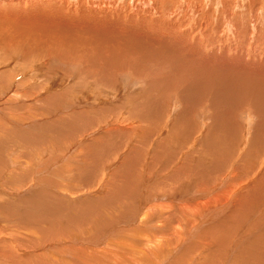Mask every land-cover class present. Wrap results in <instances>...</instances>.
<instances>
[{"label":"bare ground","instance_id":"6f19581e","mask_svg":"<svg viewBox=\"0 0 264 264\" xmlns=\"http://www.w3.org/2000/svg\"><path fill=\"white\" fill-rule=\"evenodd\" d=\"M179 2L172 3L170 9L174 17V20L171 19L173 21L150 18L153 24L149 25L147 16L138 19L130 13L131 11L127 16L114 14L112 10L119 5L113 0L0 1V113L13 110L12 104L14 102L16 104L18 100H27V104H38L39 101L40 104V106L30 104L24 107L20 105L31 112L28 113L30 115L28 118L24 116L28 111H19L20 113L16 111L22 117V121L11 115V118L8 116L4 120L0 119L2 124L0 144L7 128L13 133L17 126L25 125L27 128L29 124L32 127V122L38 114L54 116L65 112L66 117L77 122L73 124V130H76L78 135L82 134L81 139L74 142V148L81 143L86 144L91 138L93 141L98 136L96 141L101 144L102 151H94L95 162L89 160L88 153V163L84 156L77 154L87 163L86 171L82 172L83 183L79 180L80 185L74 186L75 183L66 185L70 182L68 181L58 190L57 184L54 187L53 182L48 184L46 178H39L43 173L35 168L37 158L36 161L33 159L28 163L24 160L25 165L20 167L22 162L17 164L20 159L15 161L11 158L12 155L10 156V153L0 146V160L3 164V169L0 168V187L5 189L0 191V194H6L10 199L17 197L19 189L24 185L23 192L26 190L34 192L33 195L37 196V200L34 196L30 201L32 203L37 201L35 205L40 208L38 218L33 216L38 222L28 228L22 225L23 238L13 235L5 242L6 231L10 229L5 230L4 227L2 231L0 230V236L3 238L0 240V248L2 244L10 243L9 246L16 248L17 251L13 253L11 249L9 252V247L3 251L4 246H2L0 259L4 262L9 264H264V212L262 213L264 209V54H256L253 43L251 44L254 47L253 51L247 44L253 36H250L245 44L248 51L241 45L243 42L239 43L240 45H235L233 42L220 43L222 33L219 32L224 28L227 32L231 23H227L226 27L217 23L214 27V22L203 17V14L198 19L197 17L193 19L188 14L187 17L185 16L187 11L199 12L200 4L197 3L195 7L193 4L191 6V0H179ZM235 2L237 3V0ZM244 2L243 0L242 3ZM108 3L109 11L97 8ZM141 3L155 9L154 0H143ZM128 5L131 7V3ZM180 10L186 12L184 18L180 17ZM178 19L181 21H177ZM123 24H126V29H123ZM149 26L152 29H148ZM235 29L239 32L237 24ZM254 33L253 31L252 34ZM159 36L184 43L185 48L195 52L192 54L198 57L196 59L201 58V60L194 66L193 63H189L190 61L187 62L188 55L182 49L189 54L191 52L181 45V49L174 48L182 53L181 57L161 59V62L164 60L169 63L166 66L171 68L172 74L164 77L156 72L153 73L152 67L148 64L151 63L152 57L156 56L158 60L160 59L159 55L153 54V51L156 52L155 46L150 53L152 57L148 56L150 51L147 47L151 41L159 43L155 40L156 38L162 40ZM131 37L133 40L129 39ZM223 39L227 38L223 37ZM207 44L211 48L209 52L206 51ZM163 48L161 51H165ZM175 55L178 54L175 52ZM128 72L132 73L136 80L144 81L147 85L144 83L142 86L146 88L142 91H134L132 82L128 85L121 82V74ZM6 74L10 76L8 80H5ZM72 75L77 81L69 84ZM187 81L188 84H184ZM183 84L186 86L184 92L177 90L176 93L180 96H185L183 93H186V96L179 97V100L174 98L181 107L179 113L174 116L176 102L171 96L173 89L178 85L181 89ZM90 86L93 88H89ZM130 92L131 94L124 96L125 93ZM218 93L221 95H217ZM41 102L45 105L42 106ZM226 109H231L230 112L233 114H227ZM249 110L258 121L254 128L252 126L253 137L251 141L249 140L250 143L248 141V148L242 149L245 136L248 137L249 125L247 118L243 124L237 119L241 112ZM195 113L198 114L195 116ZM205 120L210 122L206 126ZM55 122L63 123V116L59 115ZM16 131L17 129L15 134L25 133L24 129L23 132ZM164 133L168 135L160 138L158 147L154 149L155 138ZM194 134H198L199 137ZM203 135L204 137L200 138ZM32 138L34 141V137ZM46 139L44 137V140ZM172 139L183 142L181 145L186 143L183 146L179 145L178 148L182 147L181 151L170 152L164 147L166 141ZM41 141L40 145L41 143L45 145V142ZM136 141L138 143L132 147ZM196 141L203 144L204 148L203 150L199 148L202 152L199 151L197 156L192 150L188 152L193 145L195 150ZM123 146H128L130 150L127 155L125 154L126 156L124 155L126 158L123 156L125 160L117 165L125 151L122 149ZM46 147L48 146L44 148ZM57 149H59L58 145ZM27 150L29 151V148ZM208 150L212 151L211 154L207 153ZM66 151L68 152V149ZM84 151L82 150L81 153ZM107 151L109 154L111 152V157L117 154L115 159L112 161L109 160L110 158L107 159L110 156L108 153L105 156ZM84 153L86 156V152ZM24 154L23 157L27 155ZM32 156L35 158L36 155L34 156L33 153ZM19 164L20 170L15 169ZM188 165L192 172L186 170ZM115 166L117 171L113 169ZM54 168L56 171V167ZM66 169L69 170L65 168L64 172ZM74 169L76 168L71 171ZM98 169L101 170V176L97 178ZM88 172L91 175L87 177ZM195 173L198 181L193 184L191 177ZM66 175L69 176L67 173ZM57 178L53 177V179ZM153 181L156 182L147 189L146 186ZM231 181H234L235 185L231 186ZM217 182L220 183L216 184ZM7 186L14 189L9 190ZM182 186L185 187L181 189ZM198 187L201 192H198ZM52 202L58 204L66 202L70 203L69 205L74 203L79 209L75 207L78 209L77 213L66 215L68 217L66 223L59 224L52 221L51 227H47L42 217L48 209L42 210V208ZM4 204L5 202L0 203V207ZM128 204L129 206L134 204L136 209L131 211L125 209ZM260 212L261 216H259ZM52 216L54 217V214ZM19 218L22 220V216ZM101 222L105 223L102 224L105 228L102 227L100 239L92 240L90 235H85V231L92 232L94 225ZM18 239L22 243L17 244ZM3 261L0 264H4Z\"/></svg>","mask_w":264,"mask_h":264},{"label":"rangeland","instance_id":"374dc122","mask_svg":"<svg viewBox=\"0 0 264 264\" xmlns=\"http://www.w3.org/2000/svg\"><path fill=\"white\" fill-rule=\"evenodd\" d=\"M0 1H5V0H0ZM113 1H115V2H118L117 3V5H119V9L118 8H116L117 9V11H119V12H117L116 11V9L115 10H112V12L114 13V14H124V15H126L127 16V13H129L130 11V13H132V14H134L135 16H137V18L138 19H142L143 17H149L148 19H146L147 21H148V24L149 25H152L153 24V22L150 20V18H152V19H156V18H161V19H164V21H168L169 19V21H173L174 20V17H173V14H172V12H171V8H172V3H178L179 2V0H175V2L173 1V0H161L162 2H160V0L158 1V0H154L155 1V9L151 6V7H146V5H144V4H142L141 2L143 1V0H113ZM120 1V2H119ZM132 1V2H131ZM173 1V2H172ZM236 0H191V6H192V4H193V6L195 5V7H196V5H197V3L198 4H200V6H199V8H198V11L199 12H196L195 11V13H194V11H191V12H189L188 13V11H187V13L185 12V11H183V10H180L179 11V15H180V17L181 18H184L185 16H187V14L191 17V18H193V19H196V17H197V19L198 18H200V17H202V14L204 15L203 17H205L206 19H211V21H213L212 23L214 24V27H216L217 26V23H219L218 25H222V26H224V27H226V25H227V23H231L230 25V29L229 30H227V32L225 31L226 30V28H224V30L223 31H221V32H219V34H221L222 33V35L220 36V43H225V42H227V43H230V42H233L235 45L237 44H239V43H242L243 42V44H241L244 48H245V44H246V42H247V40L250 38V36H253L252 38L254 39H252V38H250L249 39V41H248V43L247 44H249L250 45V48L252 49V48H254V49H252V51L254 50L255 52H256V54H264L263 52H264V0H244L245 2L244 3H242L243 2V0H237V3L235 2ZM169 2L171 3V4H169ZM129 3H131V7L128 5ZM180 3V2H179ZM136 5L135 7H134V5ZM164 4V5H163ZM236 4V5H235ZM168 5H170V6H168ZM243 5V6H242ZM249 5V6H248ZM263 6V7H261V6ZM123 6V7H122ZM145 6V7H144ZM161 6V7H160ZM164 6V7H163ZM202 6V7H201ZM225 6V7H224ZM237 6V7H236ZM129 7V8H128ZM236 7V8H235ZM253 7H254V9H253ZM259 7H261V8H259ZM97 8H99V9H102V8H104L105 10H107V11H109V3L108 4H106V5H99V6H97ZM123 8V9H122ZM131 8H133V9H131ZM149 8V9H148ZM162 8V9H161ZM241 8V9H240ZM242 8H244V9H242ZM152 9V10H151ZM154 9V10H153ZM161 9V10H160ZM201 9V10H200ZM228 9V10H227ZM122 10H124V12L122 11ZM126 10V11H125ZM259 10V11H258ZM262 10V11H261ZM158 11V12H157ZM159 11H160V13H159ZM228 11V12H227ZM151 12H152V14H151ZM169 12H171L170 13V18H169ZM157 13V14H156ZM185 13H186V15H185ZM227 13H229V14H227ZM166 16L165 18H164V15ZM167 14V15H166ZM233 14V15H232ZM261 14V15H260ZM161 17H160V16ZM185 15V16H184ZM208 15V16H207ZM215 15V16H214ZM140 16V17H139ZM157 16V17H156ZM159 16V17H158ZM168 16V17H167ZM184 16V17H183ZM227 16H229V17H227ZM238 16V17H237ZM258 18H257V17ZM146 17V18H147ZM173 17V18H172ZM188 17V16H187ZM262 17V18H261ZM171 19H173V20H171ZM228 19H230V20H228ZM256 19V20H255ZM180 19H178L177 21H179ZM258 20V21H257ZM181 21V20H180ZM221 21V22H220ZM152 23V24H151ZM244 23V24H243ZM261 23V24H260ZM235 24H237V26H238V28H239V32H236V29H235ZM239 24V25H238ZM251 24H252V26H251ZM254 24H256V25H254ZM259 25V26H258ZM123 29L125 28L126 29V24H123ZM241 27V28H240ZM251 27V28H250ZM254 27V28H253ZM244 29V30H240V29ZM148 29H152L151 28V26H149L148 27ZM253 29V30H252ZM229 31H231V32H229ZM248 31V32H247ZM253 31L255 32L254 34H252L253 33ZM226 32V33H225ZM225 34V35H224ZM256 34V35H255ZM228 35V36H227ZM146 36V35H145ZM224 38H227L226 40L225 39H223V37ZM257 38H256V37ZM153 37V36H152ZM160 37V36H159ZM245 37H248V38H245ZM259 37V38H258ZM162 40H158L157 38L155 39L156 41H158L159 43H156V42H154V41H151L149 44V46L147 47L148 48V50L150 51L149 52V55L148 56H151V54L150 53H152V50L156 47V49L158 48V47H161L160 49H158V50H156L155 49V51L156 52H154L153 51V54L154 53H156V54H154V56L155 55H159L158 57H159V59L160 60H158V58H156V56L155 57H150L151 58V63H149L148 65H149V67H152V70L154 71L153 73H158V74H161V75H164V77L165 76H168V75H171L172 74V71H171V68L170 67H167L168 66V64L169 63H166L164 60H163V62H161V59H168L169 57H177V58H179V57H181V55H182V53L181 52H178V51H176L175 49H181V47L183 46V48H185V45H184V43H182L181 44V42H179L178 40H172V39H167V38H163V37H160ZM159 38V39H160ZM241 38H243V39H241ZM130 40L132 39V37L131 38H129ZM258 39V40H257ZM133 40V39H132ZM168 40H169V42H168ZM188 40H189V38H188ZM234 40V41H233ZM162 41V42H161ZM237 41V42H236ZM245 41V42H244ZM168 42V43H167ZM211 42H212V40H211ZM255 42V43H254ZM259 42V43H258ZM161 43H163L162 45H163V47L165 46V45H167V46H165L164 48L161 46ZM171 43H174V44H171ZM176 43V44H175ZM180 43V44H179ZM253 43V45L252 46H254V47H252L251 46V44ZM160 44V45H159ZM177 44L180 46H177ZM255 44V45H254ZM158 45V46H157ZM175 45L177 46V47H175ZM182 45V46H181ZM240 45V44H239ZM153 46H155V47H153ZM247 46V45H246ZM167 47V48H166ZM162 48L163 49H165V51L163 50V51H161L162 50ZM173 48V49H172ZM175 48V49H174ZM207 48L208 49H206V51L207 52H209L210 51V49L211 48H209V46H208V44H207ZM186 50H188L187 48H185ZM247 51H248V49H247V47L245 48ZM173 50H175V51H173ZM184 52H185V54L186 55H188V56H186V58L188 57V59H186V61L188 62V61H190L189 63H193L192 65L194 66V64L195 65H197L198 63H199V60H201V58H199V59H196V58H198V57H196V55H194V54H192V53H195V52H191L190 50H188L189 52H191L190 54L188 53V52H186L184 49H182ZM257 50V51H256ZM159 51H161V52H159ZM230 51H232V50H229V52ZM261 51V52H260ZM175 52H176V54H178V55H175L174 56V54H175ZM259 52V53H258ZM165 53V54H164ZM174 53V54H173ZM203 53L204 54H206L204 51H203ZM203 53H198V54H203ZM179 54H180V56H179ZM165 55H166V57H165ZM172 55V56H171ZM189 57H191V58H189ZM157 59V61H156V59ZM264 58V57H263ZM155 59V60H154ZM209 62H212L213 60H208ZM156 62V63H155ZM161 62V63H160ZM157 63H160V64H157ZM166 63V64H165ZM197 63V64H196ZM163 64V65H162ZM14 65V64H13ZM167 65V66H166ZM156 66H157V68H156ZM166 68H165V67ZM10 67H12V66H10ZM10 67H7V69H9ZM164 71H163V70ZM166 69H168V71L166 70ZM6 76V78H5V80H8V78L10 77L9 76V74H6L5 75ZM4 76V77H5ZM9 76V77H8ZM133 74L132 73H130V72H128L127 74H125V73H123V75L121 74V82H123L125 85H128V84H130L131 82V84H134V87L135 88H133L134 89V91H142L144 88H146L145 86H142V84H144L145 82L143 81V82H141V80L140 79H138V80H136L135 79V77L133 76ZM150 76H152V77H155L154 75H150ZM132 77V78H131ZM149 78H151V77H149ZM74 79V80H73ZM131 79H132V81H131ZM75 81H77V79H75V76L74 75H72L71 77H70V79H69V84L71 83V84H74V82ZM263 81V80H262ZM134 82V83H133ZM137 82V83H136ZM136 83V84H135ZM262 83V82H261ZM184 84H188V81L187 82H185ZM183 84V86H185ZM144 85H147L146 83L144 84ZM138 86H140V88L138 87ZM141 86H142V89H141ZM182 86V85H181ZM181 87V89L179 88L180 87V85H178V87H175L174 89L176 90H174L173 89V95L171 96V98H172V100L173 101H175L174 100V98H178V100H179V97L181 98V97H185L186 96V93H183L185 96H180L178 93H176V92H178V91H180V90H182L183 92H184V89L186 88V86L185 87ZM89 88H93L92 86H90ZM176 88H178V89H176ZM229 88V87H228ZM138 89V90H137ZM141 89V90H140ZM230 89V88H229ZM178 90V91H177ZM231 90V89H230ZM232 92H233V90H231ZM175 92V93H174ZM223 93V92H222ZM129 94H131V92L130 93H125V95L124 96H128ZM175 94V95H174ZM177 94V95H176ZM217 95H221L220 93H218ZM225 95V94H224ZM219 96H217V97H219ZM21 102V103H20ZM22 102H24L23 104H22ZM38 102V104H36V103H29V104H27L28 102H27V100H18L17 101V103L15 104V102L12 104V105H9L10 107H13V110L11 109V110H7L6 112H2V113H0V119L1 120H4L5 118H7L8 116L11 118V116L12 117H15V118H18V120H20V121H22V117L20 116V114L18 115V113H20L21 111H28V110H25L23 107L24 106H27V105H30V104H32L31 106H33L34 104H36L37 106H40V104H39V101H37ZM176 102V101H175ZM20 103V104H19ZM178 103V104H177ZM20 105H22V106H20ZM41 105L42 106H44L45 105V103L44 102H41ZM15 106H16V108H15ZM175 109L177 110H175V114H174V116H176L179 112V110H180V106H179V102H176L175 103ZM19 107V108H18ZM179 107V108H178ZM22 108V109H21ZM18 109H20V110H18ZM227 111V114H233V113H231L230 112V110L229 109H226ZM16 111L18 112V113H16ZM20 111V112H19ZM202 111V110H201ZM11 112V113H10ZM177 112V113H176ZM251 112V113H250ZM10 113V114H9ZM15 113V114H14ZM31 114V112H27L24 116L25 117H30V115L29 114ZM131 113H132V111H131ZM242 113V112H241ZM240 113V116H239V118L237 119V120H239V122L240 123H242L243 124V122L244 121H247V119H248V137L247 136H245V139H244V143L242 144V146H243V148L242 147H240V148H242V149H246V148H248V145H249V143H250V141H251V138L253 137V131H254V127H255V123L258 121V119L256 118V116L252 113V111H244L242 114ZM248 113V114H247ZM3 114V115H2ZM9 114V115H8ZM66 113L65 112H61L60 114H57V115H54V116H49V115H41V114H38V115H36L35 117V121H33L32 122V127L31 126H29V124H27L28 126H27V128L25 127V125L24 126H17V127H15L16 129H17V131L16 132H23V129H24V131H25V133H16L15 134V130H13V133L12 132H9V130H8V128H7V130L4 132V138L2 139L3 141H2V144H0V146H2V149L3 150H5V151H8L9 153H10V156H11V158L12 159H14L15 161L16 160H19L20 159V161H17V164L18 163H21V166H20V164L15 168V169H17V168H19V169H17V170H20V167H22V165H25V164H23V162L25 163V161H27V163H28V161H30V162H32V160L33 159H35V161L38 159H40L39 161L40 162H42V163H40V162H38V160L36 161V165H35V168H37L38 170H41V174H39V176L41 175V177H39V178H46L47 180L46 181H49L48 182V184H50V183H52L53 182V186L54 187H56L57 185H58V187H56L58 190H59V188H61V187H64L65 185V183L66 182H68V181H70V182H68L66 185H70V183H72V184H74V186L75 185H80L81 183L79 182V180L83 183V179H84V174L82 173V172H84V171H86V166H85V164H87L88 163V157L90 158L89 160L92 162H95V153H94V151L95 150H97V151H100V152H102L101 151V149H100V146H101V144L100 143H98V141H96L97 139H98V136L96 137V138H94V140L92 141V138L88 141V142H86V144L85 143H81V144H79L78 145V143L76 144V145H78V146H76V148H74V142L75 141H77V139H81V137H82V134L81 135H78V133H77V131L76 130H73V124H77V122L75 121V120H73L72 121V118H68V117H66V115H65ZM196 114H198V113H195V116H196ZM199 114H203V113H199ZM11 115V116H10ZM59 115L61 116H63V123H61V122H55V120L59 117ZM6 116V117H5ZM23 116V119L25 118ZM47 116H49V117H47ZM244 116H246V117H244ZM249 116V117H248ZM20 117V118H19ZM238 117V116H237ZM242 117V118H241ZM9 118V119H10ZM54 120H52V119ZM244 118V119H243ZM247 118V119H246ZM38 119V120H37ZM48 119V120H47ZM51 119V120H50ZM241 119V120H240ZM47 120V121H46ZM26 121H28L27 119H26ZM209 121V120H208ZM207 120H205V126L206 125H208L210 122H208ZM242 121V122H241ZM40 122V123H39ZM46 122V123H45ZM74 122H76V123H74ZM250 123V124H249ZM35 124V125H34ZM40 124H41V126H40ZM45 124V125H44ZM252 124V125H251ZM2 124L0 123V126H1ZM60 125H61V127H60ZM34 126V127H33ZM53 126H54V128H53ZM252 126H253V128H252ZM21 127H22V129H21ZM46 127V128H45ZM51 127V128H50ZM57 129H56V128ZM60 127V128H59ZM26 129V130H25ZM38 129V130H37ZM39 129H40V131H39ZM42 129V130H41ZM56 129V130H55ZM22 130V131H21ZM32 130V131H31ZM67 131V133H66V131ZM63 131V132H62ZM32 132H35L34 134L32 133ZM38 132H42V133H38ZM49 132H51V133H49ZM58 132H59V134H58ZM205 132H206V129H205V131H204V135H205ZM12 133V134H11ZM30 133H31V136H29L30 135ZM72 133H74L73 135H72ZM19 134V135H18ZM21 134V135H20ZM6 135H8V136H6ZM25 135V136H24ZM33 135V136H32ZM37 135V136H36ZM40 137H39V136ZM43 135H46V136H43ZM48 135V136H47ZM61 135V136H60ZM70 135V136H69ZM73 137H72V136ZM105 135V134H104ZM104 135H100V136H104ZM167 136L168 135V133H164L162 136L160 135V136H157L156 138H155V143H154V146H153V148L155 149V148H157L158 147V145H159V141H160V138L162 139L163 137H165V136ZM195 136H197L198 134H194ZM193 135V136H194ZM204 135L203 136H200V138H202V137H204ZM14 136V137H13ZM16 136V137H15ZM43 138H42V137ZM58 136V137H57ZM59 136L61 137V138H59ZM25 137V138H24ZM32 137H34V141H33V138ZM44 137H45V139L47 140H44ZM65 137H66V139H65ZM199 136H197V138H198ZM1 138V137H0ZM6 138V139H5ZM16 138H17V140H16ZM39 138V139H38ZM41 138V139H40ZM51 138V139H50ZM73 138V139H72ZM158 138V139H157ZM36 139H37V141L39 140V142H37L36 141ZM58 139V140H57ZM79 139V140H80ZM15 140V141H14ZM28 140V141H27ZM40 140H42L41 142H45V145H44V143H41V145H40ZM49 140H50V142H49ZM53 140V141H52ZM59 140H61L60 142H59ZM66 140H70L69 142L68 141H66ZM172 140H173V142H172ZM172 140H169V141H166V143L164 144V147L165 148H167L170 152H176V150L177 151H181L182 150V147H180V148H178L179 147V145H181V143H183V142H180V141H178L177 139H172ZM250 140V141H249ZM7 141V142H6ZM9 141V142H8ZM25 141V142H24ZM57 142L58 144H56L55 142ZM67 143H66V142ZM158 141V142H157ZM171 141V142H170ZM245 141H247V142H245ZM248 141H249V143H248ZM20 142V143H19ZM29 142H30V144H29ZM32 142H34L33 144H32ZM50 144L51 146H49L48 144ZM72 144H71V143ZM95 144H94V143ZM169 142V143H168ZM178 142V143H177ZM180 142V143H179ZM9 143V144H8ZM39 143V144H38ZM52 143V144H51ZM66 143V144H65ZM68 143H70V144H68ZM94 145H93V144ZM136 143H138L137 141L132 145V147H134L135 146V144ZM157 143H158V145H157ZM60 144V145H59ZM63 144V145H62ZM68 144V145H67ZM88 144V145H87ZM184 144H186V143H184ZM183 144V145H184ZM196 146H195V150H194V145L192 146L193 148H190L189 150H188V152H194L195 154H196V156H197V154H198V152L200 151V149L201 150H203L204 148H203V144H200V143H197V141H196ZM7 145V146H6ZM9 145H10V147H9ZM42 145H43V147H42ZM57 145H58V148L59 149H57ZM61 145H62V147H61ZM69 145H71V146H73V148L70 150V148H71V146L69 147ZM82 145V146H81ZM91 145V146H90ZM96 145V146H95ZM98 145V146H97ZM167 145V146H166ZM183 145H181V146H183ZM30 146V147H29ZM33 146V147H32ZM38 147V148H36V147ZM45 146H48V147H46V148H44ZM53 146H54V148H53ZM56 146V147H55ZM60 146V147H59ZM5 147V148H4ZM16 149H15V148ZM26 147V148H25ZM51 147V148H50ZM93 147V148H92ZM97 147H99V148H97ZM125 147H127V148H125ZM175 147V148H174ZM29 148V151H30V153H29V151L27 150ZM40 148V149H39ZM42 148V149H41ZM43 148H44V150L46 151V152H42V151H44L43 150ZM63 148V149H62ZM78 148H80V150L78 149ZM85 148V149H84ZM95 148V149H94ZM104 148H105V146H104ZM104 148H103V150H104ZM200 148V149H199ZM9 149L11 150V149H13V151L11 150V151H9ZM34 149H36V150H34ZM53 149H55V150H53ZM57 149V150H56ZM61 149V150H60ZM68 149V152L66 151V150ZM116 149V148H115ZM122 149H125V151H124V153L122 154V158H123V160H122V158H119V160H118V162H117V165L118 164H120V163H122L124 160H125V156L128 154V150H130L129 148H128V146H123L122 147ZM180 149V150H179ZM38 150V151H37ZM69 150H70V152H69ZM82 150L84 151V150H86V151H84V152H86V156H85V153L83 154V153H81L82 152ZM88 150V151H87ZM93 150V151H92ZM190 150H192V151H190ZM32 151H33V153H34V156H35V158L32 156ZM36 151V152H35ZM74 151V152H73ZM80 151V152H79ZM92 151V152H91ZM196 151V152H195ZM11 152H13V153H11ZM24 152H26V154H24ZM41 152V153H40ZM65 152V153H64ZM91 152V153H90ZM109 151H107L106 152V155L105 156H107V153H108ZM200 152H202V151H200ZM211 152L212 151H210L209 152V150L207 151V153H209V154H211ZM241 152H243L242 150H241ZM14 153H16V154H14ZM39 153V154H38ZM90 155H89V154ZM104 153V152H103ZM23 154L24 155H26V156H24L23 157ZM37 154H38V156H37ZM64 154V155H63ZM74 154H78V155H81V156H84L83 158H85L86 159V161H87V163H86V161L83 159V158H81V156H76V155H74ZM89 156H88V155ZM126 154V155H125ZM14 155V156H13ZM22 155V156H21ZM94 155V156H93ZM110 155V156H109ZM117 155V154H116ZM115 155V156H116ZM125 155V156H124ZM18 157V159H17V157ZM46 156V157H45ZM61 156V157H60ZM64 156V157H63ZM88 156V157H87ZM92 156H93V158H92ZM108 156L109 157H107V159H109V160H113V159H115V156H112L111 157V152H110V154L108 153ZM125 158H124V157ZM26 157V158H25ZM27 157H29V158H27ZM45 157V158H44ZM52 157V158H51ZM76 157V158H75ZM78 157H79V159H78ZM95 157V158H94ZM240 157V156H239ZM238 157V158H239ZM37 158V159H36ZM53 158H54V160H53ZM55 158H56V160H55ZM77 160H75V159ZM93 160H92V159ZM104 158V157H103ZM102 158V159H103ZM4 159L6 160V158L4 157L3 158V161H4ZM28 159V160H27ZM31 159V160H30ZM60 159V160H59ZM62 159V160H61ZM95 159V160H94ZM22 160V161H21ZM25 160V161H24ZM83 161V162H82ZM89 161V162H90ZM0 164H2V161L0 160ZM5 162V161H4ZM34 162V161H33ZM51 162V163H50ZM58 162H59V164H58ZM85 162V163H84ZM38 163H40L39 165H38ZM53 163V165H51ZM65 163H66V165H65ZM77 163H79L80 164V166H78L79 164H77ZM41 164H43V165H41ZM46 164V165H45ZM50 166H49V165ZM71 164H74V166H72ZM40 165L42 166V169H41V167H40ZM47 165H48V167H47ZM55 165V166H54ZM59 165V166H58ZM83 165V166H82ZM3 164L2 165H0V168H2L3 169ZM20 166V167H19ZM40 167V168H38V167ZM44 166H45V168H44ZM57 166H58V168H57ZM60 166H62V168L60 167ZM66 166H68V167H66ZM69 166H72V167H69ZM54 167H56V171L54 170L55 168ZM60 167V168H59ZM54 168V169H53ZM65 168H69V170L71 171L73 168H76V169H74L73 171H69L68 169H66V172H64V170H65ZM80 169V171H79V169ZM113 168V167H112ZM53 169V170H52ZM82 169H84L83 171H81ZM114 171H117L118 169H117V166H115L114 168ZM44 170H46V171H44ZM49 170V171H48ZM186 170H190V168H189V165L187 166V168H186ZM47 171H48V173H47ZM52 171H55V172H52ZM60 171V172H59ZM68 171V172H67ZM191 171V170H190ZM52 172V173H51ZM70 172V173H69ZM80 172V173H79ZM192 172V171H191ZM47 175H46V174ZM56 173V174H55ZM58 173V174H57ZM65 173V174H64ZM66 173L69 175L68 177H67V175H66ZM73 173H75V174H73ZM99 173V174H98ZM100 173H101V170H99L98 169V171H97V174H96V177L98 178V177H100L101 175H100ZM45 174V175H44ZM62 174V175H61ZM71 174V175H70ZM82 174V175H81ZM28 175H29V177H30V174L28 173ZM57 175V176H56ZM64 175H66V176H64ZM78 175V176H77ZM88 175H91V174H89V172L86 174V176L88 177ZM100 175V176H99ZM194 175V176H193ZM192 176L193 177H191V181L193 182V184L194 183H197V181H198V178H197V173H195V174H193ZM43 176V177H42ZM46 176H49L48 178L46 177ZM51 176H53L54 178H57V179H53V177H51ZM61 176H62V178H61ZM72 176V177H71ZM81 176V177H80ZM94 176V175H93ZM196 176V177H195ZM226 175H224V177H225ZM67 177V178H66ZM51 180H50V179ZM61 180H60V179ZM65 179V180H64ZM68 179H71V180H68ZM53 180V181H52ZM57 180V183L55 182ZM194 180V181H193ZM51 181V182H50ZM61 181V182H60ZM64 181V183H62ZM79 182V183H77V182ZM235 181V180H234ZM234 181H231L230 183H231V186H233V185H235L234 183ZM55 182V183H54ZM156 182V181H155ZM154 181L152 182V183H150L148 186H146V188L148 189L149 187H151V184L153 185L154 183H155ZM220 183V182H219ZM218 182L216 183V184H219ZM230 183H229V185H230ZM233 183V184H232ZM57 184V185H56ZM63 185V186H61V185ZM73 186V185H72ZM7 187H9V186H7ZM185 186H182L181 187V189H183ZM25 188V186L23 185L20 189H19V195L17 196V197H12L13 198V200H12V198L10 199V197L8 196L7 197V195L6 194H0V203L2 204V203H4L5 202V204L4 205H2L1 207H0V230L2 231L3 230V228L5 227V230H9V231H6V239H4V241L5 242H7L8 240V238H10V237H13V235L14 236H16V237H20V238H23V235H24V231L22 232L21 230H23L22 229V225L24 226V227H31V226H33V223H36V222H38V220L37 219H34L33 218V216H36L37 217V214L39 213V210L38 209H40V208H37L36 207V205H35V203L37 202H35V203H32L31 201H30V199L32 200L33 198H34V196L35 195H33V193L34 192H31V191H24L23 192V189ZM13 190L14 189V187H9V190ZM38 190H43V188H37ZM5 189H4V187H0V191H4ZM197 190H198V192H201L202 190L200 189L199 190V187L197 188ZM22 191V192H21ZM163 193L165 192V191H162ZM180 192V191H179ZM39 193H41V192H39ZM39 193H37V195H39ZM21 196V197H20ZM32 198H31V197ZM6 197V198H5ZM9 198V199H8ZM35 199L37 200V196H35ZM12 200V201H11ZM19 201V202H18ZM25 201V202H24ZM11 202V203H10ZM27 202V203H26ZM66 202H59V204L57 203V202H52V203H50V205L49 204H47V207H45V208H42V210H45V209H48V212L46 211L45 212V214H44V216L42 217L43 218V223H45L46 224V226L47 227H51V225H52V223L53 222H58L59 224H63V223H66L68 220V217L66 216V215H68V213H77V211H78V209H79V207H78V205L77 204H74V203H71V205H69L70 203H66ZM33 204V205H32ZM68 204V205H67ZM73 204V205H72ZM27 205V207H25ZM131 206H129V204H128V206L126 205L125 206V209H128V210H135L136 208H134V204H130ZM51 206V207H50ZM57 206V207H56ZM68 207V208H65V207ZM5 207V208H4ZM14 209H13V208ZM32 207V208H31ZM75 207H77L78 209H76ZM16 208V209H15ZM24 208H26V209H24ZM35 208V209H34ZM50 208V209H49ZM59 208V209H58ZM70 208V209H69ZM124 208V207H123ZM2 209V210H1ZM29 209V210H28ZM69 209V210H68ZM15 210V211H14ZM56 210V211H55ZM34 211V212H33ZM15 212V213H14ZM22 212V213H21ZM25 212H27V213H25ZM29 212H30V214H29ZM232 212V211H231ZM230 212V213H231ZM264 212V209H263V211H262V213ZM5 213V215H3V214ZM7 213V214H6ZM34 213V214H33ZM63 213V214H62ZM261 212H260V214H259V216H261V214H262ZM52 214H54V217L52 216ZM62 216H61V215ZM16 215H17V217H16ZM26 217H25V216ZM56 215V216H55ZM9 218H8V217ZM11 216H15L14 218L13 217H11ZM20 216H22V220H21V218H19ZM29 216V217H28ZM49 216V217H48ZM61 216V217H60ZM48 217V218H47ZM50 217H53V218H50ZM30 218V219H29ZM38 218V217H37ZM47 218V219H46ZM63 218H64V220H63ZM17 219V220H16ZM24 219V220H23ZM48 219H49V221H48ZM52 219V220H51ZM56 219H57V221H56ZM60 219V220H59ZM20 220V221H19ZM28 220V221H27ZM51 220V221H50ZM6 221H8V222H6ZM34 221V222H33ZM53 221V222H52ZM30 222V223H29ZM48 222V223H47ZM51 223V224H50ZM2 224V225H1ZM4 224H5V226H4ZM29 224V225H28ZM102 224H105L104 222H101V223H99L98 225H101V226H98V225H94L95 227H94V230L91 232L90 230H88L87 232L85 231V235L86 236H88V235H90V239L92 238V240H94V239H100L102 236V231H103V229H102V227H104L105 228V225H102ZM6 225H7V227H6ZM17 225H19V226H17ZM21 226V227H20ZM64 227H65V224H64ZM100 227V228H99ZM12 228V229H11ZM18 228H19V230H18ZM96 228V229H95ZM31 229H33V227L31 228ZM100 229H102L101 231H100ZM12 232V233H11ZM10 233V234H9ZM97 233H99L98 235H97ZM105 233V232H104ZM106 234V233H105ZM104 234V235H105ZM89 238V237H88ZM3 238L0 236V240H2ZM107 241V240H106ZM20 243H22V242H20V239H18L17 240V244H20ZM8 244V245H7ZM7 244H5L6 245V247H5V245L4 244H2L1 245V250H3V247L2 246H4V250L3 251H6L7 249H8V247H9V252L11 251V249L13 250L12 252L14 253V252H17L16 251V248L15 249H13V247H10L11 246V244L10 243H7ZM10 245V246H9ZM19 255V254H18ZM17 259H20V258H18V257H16ZM3 260L2 259H0V262H2ZM4 262V261H3ZM4 264H9V263H6V262H4Z\"/></svg>","mask_w":264,"mask_h":264}]
</instances>
